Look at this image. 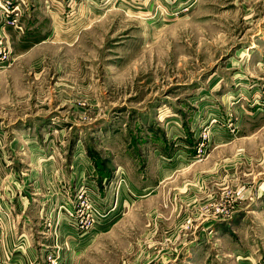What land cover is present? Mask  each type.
<instances>
[{
    "label": "rangeland",
    "instance_id": "obj_1",
    "mask_svg": "<svg viewBox=\"0 0 264 264\" xmlns=\"http://www.w3.org/2000/svg\"><path fill=\"white\" fill-rule=\"evenodd\" d=\"M2 214L0 264H264V0H0Z\"/></svg>",
    "mask_w": 264,
    "mask_h": 264
},
{
    "label": "crops",
    "instance_id": "obj_2",
    "mask_svg": "<svg viewBox=\"0 0 264 264\" xmlns=\"http://www.w3.org/2000/svg\"><path fill=\"white\" fill-rule=\"evenodd\" d=\"M17 200H18L17 197H15L14 195H11V199L9 200L11 203V206H8V208L9 209L13 208V210L17 211V207H19ZM8 211L9 210L6 209L7 213H8ZM4 214H2V222L4 223V226L2 228H0V247L2 246L1 244H4L5 242L10 241L11 240L10 238H12V240H13V237H15L14 232L12 230H10V232L8 231L7 224L9 222H8V219L6 217H4L6 214L5 215ZM8 214L13 215L10 211ZM17 236H18L17 240H20V238L21 239L23 238L21 232ZM0 257H2L1 249H0Z\"/></svg>",
    "mask_w": 264,
    "mask_h": 264
}]
</instances>
